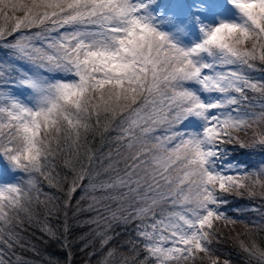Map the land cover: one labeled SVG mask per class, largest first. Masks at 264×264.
Masks as SVG:
<instances>
[{
  "label": "snow or ice",
  "instance_id": "obj_1",
  "mask_svg": "<svg viewBox=\"0 0 264 264\" xmlns=\"http://www.w3.org/2000/svg\"><path fill=\"white\" fill-rule=\"evenodd\" d=\"M151 3L0 0V14L6 19L9 11L24 12L22 18H15L10 31L0 27V37L47 23L53 26L50 31L65 26L73 29L53 38L47 45L51 51L35 47L25 38L9 45L32 65L19 80L30 90L32 101L29 104L0 93V158L14 170L39 172L51 180V174L45 172L46 162L61 141L70 150H78L93 116L97 123L101 116L118 121L116 142L127 149L124 175L101 187L119 185L135 194L132 212L122 219L140 221L136 232L146 253L141 264H190L200 253L211 257L214 222L228 219L218 210L223 203L219 193L247 187L244 180L218 168L217 160L223 156L222 145L239 141L234 132L250 127V119L264 121V112L241 115L239 107L248 99L246 89L264 94V84L239 70L215 69L228 65L252 68V61L264 62V0H228L235 17L201 27L200 42L189 48L177 46L157 30L148 9ZM57 72L75 78L53 80L44 75ZM9 83L15 85V81ZM190 83L200 90L188 87ZM213 92L219 96H202ZM229 106H236L235 116L213 114V110ZM192 117L201 122L202 132L172 131ZM160 125H167L172 134L154 137L152 133ZM258 143L264 145V133ZM256 175L253 184L264 187L259 178L264 176V168ZM82 179L83 175L73 179L69 196ZM26 196L16 184L0 185V244L9 248L14 237L7 231L11 213L25 211L32 218L24 206ZM164 205L170 209L166 214ZM149 219L152 223L146 224ZM43 230L55 236L47 226ZM244 250L257 254L255 245ZM259 255L264 258V251ZM0 264H5L2 258ZM210 264L219 262L210 259Z\"/></svg>",
  "mask_w": 264,
  "mask_h": 264
},
{
  "label": "trees",
  "instance_id": "obj_2",
  "mask_svg": "<svg viewBox=\"0 0 264 264\" xmlns=\"http://www.w3.org/2000/svg\"><path fill=\"white\" fill-rule=\"evenodd\" d=\"M18 33L16 31L9 36L16 37ZM252 63L260 75H256L259 77L255 82L264 84V62ZM245 93L248 99L243 103L250 107L247 113L259 116L264 112V94L251 89H246ZM249 100L251 102L247 103ZM242 110L243 114L245 111ZM248 123L250 127L245 126L233 135L238 133L247 147L262 150L264 145L257 140L264 133V121L254 123L250 119ZM117 124L118 121L110 122L104 116L97 123L93 116L90 129L82 137V146L78 150H70L61 141L60 148L46 162L45 172L51 174V180L38 174L35 188L21 187L27 193L24 206L30 210L32 218L29 220L25 211L11 213L12 223L7 226V231L14 233L11 247L0 244V258L5 264H141L146 254L134 227L136 220L125 222L122 219L132 212V196L135 194L119 185L110 189L101 187L124 175L123 157L127 149L116 142ZM176 129H179L178 132L185 130L176 125L172 131ZM172 131L167 125H160L152 135L164 138ZM228 151V156L236 157L240 150L236 144ZM77 175H83L84 179L77 181L79 186L69 196L72 181ZM259 178L264 182V176ZM223 197L225 207L235 208L230 193H224ZM257 200L254 198L240 203L245 207L236 205L238 209H248L247 212L235 217L238 221L234 223V230L215 235L218 244L211 250V256H217L219 264L225 260L228 264H264V258L259 255L260 251H264V201L261 204ZM163 208L165 214L170 210L168 205ZM159 212L158 209V217ZM114 216L116 219H113ZM45 226L55 236L43 230ZM105 239L106 243L103 242ZM252 245L257 249L256 255L244 250ZM110 252L112 255H109ZM206 258L201 257L197 264H205Z\"/></svg>",
  "mask_w": 264,
  "mask_h": 264
},
{
  "label": "rangeland",
  "instance_id": "obj_3",
  "mask_svg": "<svg viewBox=\"0 0 264 264\" xmlns=\"http://www.w3.org/2000/svg\"><path fill=\"white\" fill-rule=\"evenodd\" d=\"M23 2L30 4L31 0H23ZM148 9L151 16L154 20H156L155 26L157 30L161 33L164 32L163 34H165L169 40L174 41L173 43L182 48H189L200 42L202 38L201 27L207 25L215 26L220 20L231 19L236 15L231 5L228 4V0H152V3L148 5ZM23 15V11H9L7 13L8 18L6 19L4 14H0V27H4L6 29L13 27L15 24V18H22ZM52 28L53 26L50 23L42 26L22 27L17 30L19 33L16 37L9 35L0 37V49H2V51L4 50V53L0 51V85H2V87H0V93L11 94L25 103H31L32 96L30 90L26 87H22L19 84V80L22 73L32 70V65L16 55L14 50L10 48L9 45L14 44L21 38H25V42L46 51H51V49L47 48V45L53 38H59L61 34L73 31L71 27L67 26L50 31L49 29ZM163 29H165V31H162ZM37 34H39V36H37ZM187 40L189 42L184 44ZM205 58L208 62H211L210 57L205 56ZM255 61L260 60L257 59ZM229 69L239 70L245 75L250 74L247 76L254 82L255 79H257L256 77H259L253 76V74L257 72V67L255 65H253L252 68L238 65H228L223 67L217 66L215 71H228ZM205 71L207 72L208 70ZM44 75L46 78L53 80L62 79L71 81L75 78L72 74L66 72L44 73ZM10 81H15V85L12 86V84L9 83ZM188 85L193 87L199 86L194 83H190ZM202 94L204 96L208 95L211 98H217L219 96V94L215 92ZM232 95L237 94L232 93ZM235 107L236 106H230L226 109L213 110V114L227 112L235 116L237 114L233 111V108ZM188 123L190 124L191 130L188 127ZM180 126L185 129L184 131H181L182 133L202 132L201 122L194 117L184 121L180 124ZM175 131H179V129H176ZM233 143L238 145L240 150L239 153L236 157L235 155L228 156L229 153H224L223 149V156L221 161L217 162V167L223 169L227 175L244 180L247 187L229 192L233 197L231 203L235 206V208L225 207V201L223 200L225 197H222L221 194H219V198L223 201V203H221L218 210L223 212L228 219H221L214 222L213 235L211 237L212 239L215 235L220 236V233L223 235L234 230L232 229L234 228V223H230L229 221L237 222L238 218L235 217H240L242 213L247 212L248 209H238L236 205L245 207L240 203L247 202L254 198L258 199L257 201H259V203L264 201V187H262L261 184H253V181L257 179L256 174L259 173L261 168H264V149L258 150L253 147H241V143L245 145L246 143H244V140L240 137L238 142L234 141ZM249 143H251V141H249ZM229 144L233 145L232 143ZM244 149L246 150L245 152ZM243 152L244 154H242ZM229 165L232 167H228ZM38 174L41 173L33 172L29 174L24 171L14 170L7 164L6 161L0 158V185L16 184L19 187L24 186L28 189L35 188L36 177ZM249 174L251 175L249 176ZM45 177L47 176L45 175ZM134 204H136V201H134ZM139 223L140 221L136 220L134 227H136ZM145 223L150 224L152 221L149 219L146 220ZM216 236L214 241L211 240V244L209 245L210 250L215 248L218 244ZM139 239L141 240L142 251L144 252V241L140 237ZM144 254L146 253L144 252ZM203 256L207 257L205 264H210V259L218 260L217 256L212 255L209 257L204 255V253H200L195 259L198 261L194 260L190 262V264H197Z\"/></svg>",
  "mask_w": 264,
  "mask_h": 264
}]
</instances>
